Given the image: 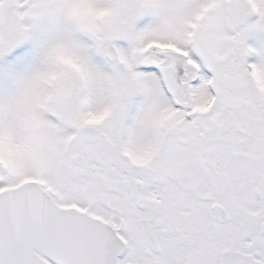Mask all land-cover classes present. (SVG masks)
Here are the masks:
<instances>
[{"label":"snow or ice","instance_id":"6c2138e0","mask_svg":"<svg viewBox=\"0 0 264 264\" xmlns=\"http://www.w3.org/2000/svg\"><path fill=\"white\" fill-rule=\"evenodd\" d=\"M0 264H264V0H0Z\"/></svg>","mask_w":264,"mask_h":264}]
</instances>
